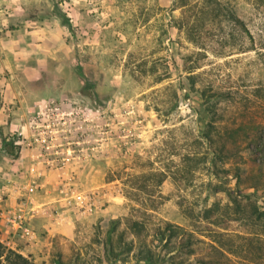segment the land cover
<instances>
[{
	"label": "rangeland",
	"instance_id": "374dc122",
	"mask_svg": "<svg viewBox=\"0 0 264 264\" xmlns=\"http://www.w3.org/2000/svg\"><path fill=\"white\" fill-rule=\"evenodd\" d=\"M22 200L34 238L0 216V242L35 264H138L166 222L196 264H264V0H0V212Z\"/></svg>",
	"mask_w": 264,
	"mask_h": 264
},
{
	"label": "trees",
	"instance_id": "16d2710c",
	"mask_svg": "<svg viewBox=\"0 0 264 264\" xmlns=\"http://www.w3.org/2000/svg\"><path fill=\"white\" fill-rule=\"evenodd\" d=\"M218 8L215 7V12ZM230 16L239 19L230 13ZM3 149L9 155L12 154V141L3 140ZM15 157L16 155H13ZM255 210V209H254ZM210 211V210H208ZM260 212V211H259ZM259 214V213H258ZM131 228L135 232L140 231L138 221H132ZM157 235L163 241L161 249H157L154 245L150 246L145 242L138 241L137 244V260L138 264H196L190 256L197 250L195 245L197 239L184 228L170 222H166L162 228L158 230ZM106 251L114 253V246L111 237L105 240ZM200 264L211 263L210 260L199 261ZM0 264H35L27 257L23 256L16 250L6 249L0 242Z\"/></svg>",
	"mask_w": 264,
	"mask_h": 264
},
{
	"label": "built area",
	"instance_id": "2783aa9c",
	"mask_svg": "<svg viewBox=\"0 0 264 264\" xmlns=\"http://www.w3.org/2000/svg\"><path fill=\"white\" fill-rule=\"evenodd\" d=\"M29 190H32V188L30 187ZM75 199L79 206L82 207V196L78 194L75 196ZM32 213V210L28 209L27 201L22 200L18 204L7 206L0 212V216L7 232H11V234L16 236L18 235L23 239L32 240L34 238V231L29 224V216Z\"/></svg>",
	"mask_w": 264,
	"mask_h": 264
}]
</instances>
